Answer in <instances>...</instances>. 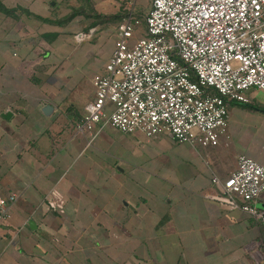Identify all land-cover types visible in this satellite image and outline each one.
<instances>
[{
    "label": "crops",
    "instance_id": "obj_1",
    "mask_svg": "<svg viewBox=\"0 0 264 264\" xmlns=\"http://www.w3.org/2000/svg\"><path fill=\"white\" fill-rule=\"evenodd\" d=\"M22 1L27 4L23 9L28 13L24 14L36 19H51L47 7L56 6L50 0ZM23 31L22 27L9 30L4 55L0 50V66H6L8 73L5 81L0 74V196L16 195L15 202L0 215V264H36L47 243L52 250L55 238L57 249L67 252L56 257H77L79 242H86L91 230L86 229L84 235L77 233V228L109 227L115 218L121 226L135 227L129 232L134 234V249L129 251L137 256V242L145 237L138 228L143 222L151 227V237H157V243L151 244L145 255L159 264H264V225L211 198L217 192L211 178L230 175L240 155L264 166V92L252 89L249 103L227 104L226 132L215 147L178 144L166 135L147 139L141 133L124 134L108 125L78 134L75 126L94 96L92 78L93 93L77 104L65 103L61 84L70 77L63 76L62 64L58 79L48 89H28L31 81L22 65L23 51L32 41L43 40V46L47 43L50 47L54 40L53 33H39L34 40L24 37ZM2 40L0 30V43ZM62 40L55 43L59 50L67 46ZM8 45L17 49L11 56L15 59H11ZM113 50L114 42L101 72ZM46 105L53 108L49 115L42 111ZM8 112L11 116L5 118L3 114ZM165 152L169 156L163 161L159 156ZM144 179L150 189L144 188L134 198L128 196L131 184L140 186L137 180L144 184ZM256 206L264 210V193ZM126 210L137 217L126 222ZM139 233L142 235L137 238ZM126 235L123 228L124 243H128ZM109 236V230L103 229V240ZM156 252L173 260L154 259Z\"/></svg>",
    "mask_w": 264,
    "mask_h": 264
},
{
    "label": "built area",
    "instance_id": "obj_2",
    "mask_svg": "<svg viewBox=\"0 0 264 264\" xmlns=\"http://www.w3.org/2000/svg\"><path fill=\"white\" fill-rule=\"evenodd\" d=\"M149 1L143 18L129 14L118 25L75 131L108 125L147 139L166 135L178 144L215 147L226 132L227 104L249 103L252 89L264 92V0ZM211 183L212 200L264 225V210L256 206L263 165L240 155L230 175ZM15 200L0 196V215Z\"/></svg>",
    "mask_w": 264,
    "mask_h": 264
},
{
    "label": "rangeland",
    "instance_id": "obj_3",
    "mask_svg": "<svg viewBox=\"0 0 264 264\" xmlns=\"http://www.w3.org/2000/svg\"><path fill=\"white\" fill-rule=\"evenodd\" d=\"M1 1L2 4L6 5L8 8L10 7L16 10V12L11 14H5L0 11V30L3 38L0 43V50L2 54L4 55L5 53L3 50H5V44H7L6 41H9L6 40V38L11 36L8 35L9 30L12 31L15 27H22V29L26 31V33L23 31L24 37L34 40L39 33H53L51 40H54V46L49 47L47 43L43 46V40L32 41L28 50L23 51V55L20 56L23 57L24 62L22 65L25 75L27 79L31 81V83L28 82V89L33 90L48 89L50 84H52L57 77L56 75L59 73L62 64L64 68L63 76L70 77L67 82L61 84L65 96V103L67 105L77 104L88 96H91L93 89L89 82L95 74L101 72L104 59L110 51V45L112 42H115V38L118 35V25L122 19L129 14L140 15V18H143L150 4L149 0H50V4L55 3L54 5L56 6L53 8L47 7L48 16L54 19L52 21H59L60 23L57 26H49L48 23L44 24L34 18V16H27L24 14L25 10L23 8L27 5L25 1ZM72 14L73 17L67 20V17ZM58 26H62V28ZM81 33L84 35H79ZM143 34L144 25H141L137 29L135 36L139 37L143 36ZM77 35L79 36L76 37ZM74 38H77L78 43L74 42ZM59 40L67 41V46L63 49L64 51L57 49L60 46L55 47V43ZM8 46V53L11 57L13 53H17V49L10 47V45ZM12 58L15 59L14 57H11V59ZM19 61V59L15 60L17 63H19ZM5 69L6 66L2 64L0 66V74L3 75L1 79L4 81L8 74L5 72ZM25 86H27L26 82H24V87ZM195 147L198 146L196 145ZM167 156H169V153L165 152L160 154L159 157L164 161ZM127 173L130 174L131 172ZM156 180L158 181L159 179ZM170 181L173 182L172 180ZM137 182H139L142 187L131 184L132 192L128 195L131 198L140 195L144 188L146 190L150 189L148 179H144V184H142L140 180H137ZM116 193L118 195L121 194V190H117ZM151 198L154 200L156 199V197ZM131 210L137 212L134 209ZM141 213L142 211H138L137 214ZM125 217L127 218V222L131 218L137 217V215H133L129 210H126L123 218ZM117 222V218H115V222L105 228L102 225L78 227L77 233L79 234L83 233L85 235L86 229L89 228L91 230L86 233L88 237L86 238L87 241L79 242L78 245L80 249L86 246L83 248V252L80 249L78 250L77 257L68 258L67 256L68 259L63 260L56 257L57 255L64 257L67 252L60 248L57 249L59 245L58 238L52 239L54 241V246H52L53 251L51 250L50 244L47 243L45 254L38 258L39 261L36 264H155L156 262L153 259L145 255L146 252L151 250V244L157 243V237H151V227L143 225V223H145L143 222L138 228L145 237H142V241L137 242L139 246V248H135L138 254L137 256L132 251H129L134 249L133 242H131L132 238H134V234L129 232L133 231L135 227H124L125 225L121 226L117 224ZM149 222L150 221H147L148 225ZM123 228L127 229L128 236L126 235V242L128 243L122 242L123 236H121V234L123 235ZM103 229L109 230L110 236L108 239L103 240ZM141 233L137 235V238H139L138 236H140ZM129 234L133 235L129 236ZM118 235L121 236L119 240ZM153 235H157V232H154ZM73 243L76 244L74 240ZM158 243L160 244L161 242ZM126 251H129V254L128 252L125 253ZM122 253L125 254L123 257L121 256ZM163 256L164 257H161L159 253L156 252L154 259H159L160 261L164 258L168 262L169 259H167L166 253H164ZM180 259L182 260V258ZM172 260L173 259L170 258L169 261L171 262ZM157 263L159 264L160 262ZM180 263L182 264V262Z\"/></svg>",
    "mask_w": 264,
    "mask_h": 264
},
{
    "label": "trees",
    "instance_id": "obj_4",
    "mask_svg": "<svg viewBox=\"0 0 264 264\" xmlns=\"http://www.w3.org/2000/svg\"><path fill=\"white\" fill-rule=\"evenodd\" d=\"M149 6H150V4H149ZM0 11L4 12L5 14H11V13L16 12L15 9L7 8L2 3H0ZM25 13H28V12L25 11ZM71 17H73V14L72 15H69L67 17V20L71 19ZM37 19L40 20V21H42V22L48 23V24H59L60 23L59 21H52L51 19H45V18H42V17H37Z\"/></svg>",
    "mask_w": 264,
    "mask_h": 264
},
{
    "label": "water",
    "instance_id": "obj_5",
    "mask_svg": "<svg viewBox=\"0 0 264 264\" xmlns=\"http://www.w3.org/2000/svg\"><path fill=\"white\" fill-rule=\"evenodd\" d=\"M52 110H53V108H52L50 105H46V106H44V108L42 109V111H43V113H44L45 115H49V114L51 113ZM3 116H4L5 118H10L11 113H10V112L5 113V114H3ZM29 225H30L31 228H35L33 222H30Z\"/></svg>",
    "mask_w": 264,
    "mask_h": 264
}]
</instances>
